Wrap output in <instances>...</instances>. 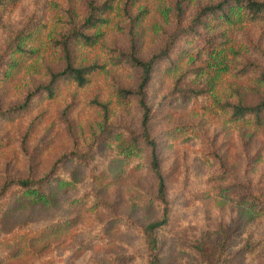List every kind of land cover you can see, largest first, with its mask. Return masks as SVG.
<instances>
[{"label":"rangeland","instance_id":"1","mask_svg":"<svg viewBox=\"0 0 264 264\" xmlns=\"http://www.w3.org/2000/svg\"><path fill=\"white\" fill-rule=\"evenodd\" d=\"M123 1L83 30L97 34L90 44L69 45L76 65L101 66L86 86L60 77L52 96L0 116V264H148L143 229L163 206L141 111L118 90L139 82L129 53L148 59L180 26L189 30L173 38L146 89L168 213L153 233L159 264H264V220L247 207L249 195H264V126L232 123L227 107L264 97V18L193 28L198 9L218 0H136L128 15ZM87 2L0 0V71L18 60L9 78L0 72V107L62 70L56 40L85 21ZM28 30L36 39L25 47L36 53L17 58L9 43ZM131 138L138 149L123 156ZM19 249L29 257L4 260Z\"/></svg>","mask_w":264,"mask_h":264},{"label":"trees","instance_id":"2","mask_svg":"<svg viewBox=\"0 0 264 264\" xmlns=\"http://www.w3.org/2000/svg\"><path fill=\"white\" fill-rule=\"evenodd\" d=\"M116 0H104L103 2H96L95 0H88L87 2V16L85 21L81 24H73V27L70 31L63 35V37L59 40H56L57 46H61L64 52V67L62 70L58 72L48 71V82L42 85H38L34 89L28 91L23 98V101L19 104L9 105L5 108L0 107V116L2 115H9L20 110L25 109L29 103L33 100V98L40 92H45L50 96L53 95V83L58 80V78L63 77L70 79L73 81L77 87H84L86 86L89 81V75L96 70L99 69L101 66L97 63L82 66L76 65L71 58L69 45L72 42L77 43H85L90 44L91 39H95L97 34L91 36L84 33V29L88 30L94 28L97 25L103 24L106 22V18L103 15L110 11ZM136 0H124L122 5V11L127 14L129 8L134 4ZM179 9V13H177V18H179L181 14V7H177ZM169 9V8H168ZM128 15V14H127ZM264 18V0H218L213 2L209 5L203 6L198 9L194 22L192 25L193 28L196 24H205V22H216V21H226L231 22L233 19L238 20H247V21H259ZM97 24V25H96ZM189 27L182 28L181 26L176 29L170 35V40L165 44V46L161 47L157 52L152 54L148 59H140L139 57L133 55V53H129L127 56L128 62L130 61L133 65H135L139 71V82L136 86L134 91H124L118 90V94L121 96H133L136 99L137 106L141 111V134L142 141L148 147L150 153V168L151 171L155 174L158 182L157 186V195L159 198L160 203L163 206L161 217L147 224L143 231L147 237V244H148V264H159V255L157 252V245H156V238L153 236V233L161 228L163 225L167 223L168 220V213H167V200L165 198V185L162 173L160 171L159 165V157L157 153V145L156 141L151 137L149 133V121H150V108L147 103V92L146 89L148 84L151 80V76L153 74V69L155 64L158 60L167 58L169 56V51L172 48L173 38L181 34V32H187ZM72 38V39H71ZM30 40L31 42L36 39L35 34L32 31H22L16 34V37L9 43V47L12 45V50L10 54H15L18 58L19 56L26 55L29 56L32 53H36V49H27L25 47V40ZM8 47V46H7ZM16 59H9L7 63H3V65L9 64L5 71H0L3 79L5 76L9 78L12 72V69L15 65H17ZM19 69V67H18ZM20 71L23 70V67L19 69ZM18 70V71H19ZM19 73V72H18ZM227 107L229 108L230 120L232 123H245L251 125L256 128H261L264 126V97H262L258 102L254 104H246L242 103L241 101H236L234 103L228 102ZM123 156L132 155L137 149V141L135 138L129 139L128 142H125L123 147H120ZM17 184L22 187L23 189L31 188V181L30 180H20ZM32 195L45 197V195L41 194L39 190L34 188V191H29ZM250 199H248L249 205L247 206L249 209H253L256 207V216L253 220H264V195H257L252 194L249 195ZM29 244L30 241H29ZM27 252H23V249L16 250L11 254H7L4 257V260H12L20 257H29Z\"/></svg>","mask_w":264,"mask_h":264}]
</instances>
